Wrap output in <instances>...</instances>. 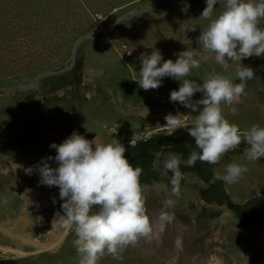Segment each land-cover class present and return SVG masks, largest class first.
<instances>
[{
	"label": "rangeland",
	"instance_id": "obj_1",
	"mask_svg": "<svg viewBox=\"0 0 264 264\" xmlns=\"http://www.w3.org/2000/svg\"><path fill=\"white\" fill-rule=\"evenodd\" d=\"M153 5L83 41L68 72L44 77L30 90L0 93V203L5 204H0V217L5 211L9 222L7 233L0 231V264H78L75 233L57 219L62 214L58 187L40 184L38 173L28 175L12 164L27 167L54 156L50 143H60L73 130L88 139L116 136L129 162L142 168L152 232L129 244L122 259L132 264H264V158L248 161L242 141L215 164L197 160L188 165L194 138L184 128L171 133L163 126L168 113H184L189 126L198 114L169 100L179 81L166 76L160 87L145 90L134 80L140 54L153 47L173 60L174 52L187 47L202 50L198 36L207 20L199 15L205 0H0V89L20 88L43 72L61 70L81 36ZM259 26L264 27V18ZM238 63L223 69L209 55L188 78L202 82L215 71L238 83ZM241 63L251 65L255 76L246 82L239 103H221L223 114L242 130L254 123L264 126V56ZM200 97L196 92L193 99ZM160 150L179 156L182 172L180 195L172 197L176 203L168 209L175 217L163 230L159 214L171 195L172 173L164 174L163 156L156 155ZM232 162L248 170L227 183L218 177ZM9 234L28 238L20 243Z\"/></svg>",
	"mask_w": 264,
	"mask_h": 264
},
{
	"label": "clouds",
	"instance_id": "obj_2",
	"mask_svg": "<svg viewBox=\"0 0 264 264\" xmlns=\"http://www.w3.org/2000/svg\"><path fill=\"white\" fill-rule=\"evenodd\" d=\"M205 3L199 15L207 20L198 36L202 50L187 47L174 52L173 60L164 59L162 52L153 47L150 53L140 54L139 78L134 80L145 90L160 87L166 76L179 81L178 88L170 91L169 100L198 114L192 116L189 126L184 113H168L163 126L171 133L184 128L194 138L196 147L187 157L188 165L197 160L215 164L242 141L247 144L245 158L257 161L264 158V126L254 123L242 130L225 117L221 103H239L246 82L255 76L253 67L242 64V59L264 56V27L259 26L264 18V0H205ZM215 5L220 6L219 10ZM209 55L223 69H228L231 61H238L235 72L239 82L215 71L207 73L202 82L188 78L191 70L199 68L201 60ZM196 92L201 97L194 100ZM231 110L236 111L235 107ZM49 147L55 149L54 156L41 157L27 167L12 163L14 168H22L28 175L36 172L38 183L58 187L62 214L58 213L57 219L64 229L75 233L72 243L81 253L78 264H99L106 254L122 259L129 244L152 232L140 184L142 168L129 162L125 155L127 148L116 136L108 141L96 136L88 139L73 130L60 143L52 142ZM156 155L157 159L163 156L164 174L172 173L171 195L162 201L159 214L163 230L175 217L168 209L175 206L172 197L180 195L182 172L179 156L165 154L163 150ZM247 170L246 164L232 162L218 178L235 183Z\"/></svg>",
	"mask_w": 264,
	"mask_h": 264
},
{
	"label": "water",
	"instance_id": "obj_3",
	"mask_svg": "<svg viewBox=\"0 0 264 264\" xmlns=\"http://www.w3.org/2000/svg\"><path fill=\"white\" fill-rule=\"evenodd\" d=\"M155 5L147 8V9H132L131 11L125 13L123 16H120L119 18L112 19V20L106 22L101 27V29H99L97 31H94V32H89V33L84 34L83 36H81L79 39H77V41L73 45L72 52H71V57H70V62L68 63V65L64 66L61 70H59V71H46V72H43V73L37 75L36 77H34L26 86H23V87H20V88L14 87V88H4V89H0V93H4V92L7 93L9 91L15 92V91L30 90V89H32L35 86V84H36V82L38 80H40V79H42L44 77L56 76V75H59V74L64 73V72H68L72 68V66L74 64L75 57H76V50H77V48L79 47V45L83 41H88V40L93 39L96 35L102 33L107 28H109V27H111L113 25L119 24L120 22H122L124 20L130 19L131 17H134L136 15L144 14L147 11L151 10L152 8H154Z\"/></svg>",
	"mask_w": 264,
	"mask_h": 264
},
{
	"label": "bare ground",
	"instance_id": "obj_4",
	"mask_svg": "<svg viewBox=\"0 0 264 264\" xmlns=\"http://www.w3.org/2000/svg\"><path fill=\"white\" fill-rule=\"evenodd\" d=\"M28 185V184H27ZM1 205H5L4 204V201H2L1 203H0ZM9 222H6V215H5V211H4V213L2 214V216L0 217V231H1V234H3V235H5L6 233H7V229H6V227H8V224ZM12 225H16V223L13 221L12 222ZM62 230V229H61ZM15 231H17L16 230V228H15ZM60 231V230H59ZM63 233V232H62ZM58 234H59V232H58ZM55 235V234H54ZM57 236H60V235H56L55 237H57ZM7 237H10L11 239H13V238H18L19 239V241L18 242H22V241H24V240H26L25 239V237L26 236H22V237H20V236H16L15 234H9ZM26 238H28V236L26 237ZM54 238V237H53ZM55 239H58V237L57 238H55ZM121 261H122V263L121 264H132L130 261H126L125 259H120ZM120 260L119 259H115V258H113V256L112 255H110V254H106L105 256H103L102 258H101V260L99 261V264H120ZM138 264H142L140 261L138 262Z\"/></svg>",
	"mask_w": 264,
	"mask_h": 264
}]
</instances>
